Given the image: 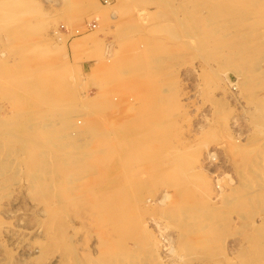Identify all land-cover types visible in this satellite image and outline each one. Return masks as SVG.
Returning a JSON list of instances; mask_svg holds the SVG:
<instances>
[{
  "label": "rangeland",
  "instance_id": "1",
  "mask_svg": "<svg viewBox=\"0 0 264 264\" xmlns=\"http://www.w3.org/2000/svg\"><path fill=\"white\" fill-rule=\"evenodd\" d=\"M143 263L264 264V0H0V264Z\"/></svg>",
  "mask_w": 264,
  "mask_h": 264
},
{
  "label": "bare ground",
  "instance_id": "2",
  "mask_svg": "<svg viewBox=\"0 0 264 264\" xmlns=\"http://www.w3.org/2000/svg\"><path fill=\"white\" fill-rule=\"evenodd\" d=\"M240 6V5H239ZM224 36V35H223ZM251 55V54H250ZM247 57V56H246ZM253 62V61H252ZM258 62V61H257ZM255 66V65H254ZM259 67V66H258ZM256 69V68H255ZM259 73V72H258ZM260 73H261V71H260ZM252 88V87H251ZM19 113V112H18ZM21 115V114H20ZM17 124V123H16ZM31 126V125H30ZM61 138V137H60ZM76 146V145H75ZM127 189V188H126ZM224 201V200H223ZM226 204V203H225ZM118 208V207H117ZM113 210V209H112ZM116 210L118 211V209H115V214H116ZM114 211V210H113ZM184 212V211H183ZM49 213V212H48ZM120 213V215H121V211L119 212ZM118 213V214H119ZM115 216V215H114ZM116 217V216H115ZM194 217V216H193ZM117 218V217H116ZM203 218V217H202ZM116 220H118V219H116ZM115 220V221H116ZM114 224V223H113ZM39 244V243H38ZM144 264V263H143Z\"/></svg>",
  "mask_w": 264,
  "mask_h": 264
}]
</instances>
